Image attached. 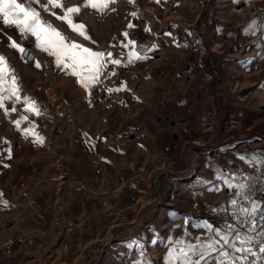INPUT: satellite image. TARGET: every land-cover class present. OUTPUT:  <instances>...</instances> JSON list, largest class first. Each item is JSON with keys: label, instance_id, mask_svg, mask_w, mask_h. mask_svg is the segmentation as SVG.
Returning <instances> with one entry per match:
<instances>
[{"label": "crops", "instance_id": "obj_1", "mask_svg": "<svg viewBox=\"0 0 264 264\" xmlns=\"http://www.w3.org/2000/svg\"><path fill=\"white\" fill-rule=\"evenodd\" d=\"M44 2L40 0V4ZM82 3L83 0H64V7ZM241 3H249V6L238 7ZM34 6L67 40L113 54L114 49H100V45L108 46L112 41L111 35L116 32L112 30V20L119 26L129 13L127 0H118L110 5L115 11L107 10L103 14L82 8L74 20L86 26L90 38L85 40L65 22L44 13L39 5ZM261 8L264 9V0H204L181 37L176 34L178 29L170 30L177 36L170 46V57L161 56L162 49L167 48L165 42L158 44L154 52H159L155 56L159 57L151 64L152 72L146 71L150 58L140 60L137 76L132 73L135 65L125 59L123 70L116 71V67L109 65L101 76L102 82L90 92L77 83L76 77L66 75L56 65L55 57L38 49L34 37L22 40L14 29L4 28L7 35H0V54L14 69L22 88L21 96L35 100L41 115L24 113L23 103L16 104L17 111L7 116L0 110V148L12 149L11 159H7L6 152L0 153V201L28 200L27 193H13L14 186L30 179L24 153L37 152L45 146L57 150L55 113L49 107L55 100L48 96V91L56 93L67 117L72 114L71 104L77 103L81 107L79 118L87 116L90 107L100 109L102 94L108 95L113 105L112 114L122 116L117 127H125L123 116H126L137 135L132 141L135 153L120 156L121 166L116 178L130 185L120 190L125 199L116 202L120 205L116 211L111 210L109 190H93L91 186L83 191L73 189L65 200L58 186L59 178H49L51 184L57 185L51 197L40 193L39 199L47 196L46 201L22 207V217H32L21 229L30 249L45 251L46 240L50 238L54 247L60 241L59 246L64 245V240L71 237H90L91 242L96 230L102 232L112 217L136 220L145 210L143 218H147L139 230L131 238L115 244L109 242L99 264H165L172 241L183 239L195 243L197 236L206 238L205 231L194 224L204 220L214 226L234 222L231 216L212 212L217 207H229L228 202L235 196L226 188L218 192L206 190L212 184H220L215 179L216 169L235 172L241 178L253 177V199L264 202V169L239 159L240 155L264 154V87H260L264 84V55H257L264 52V11ZM53 11L62 14L60 9ZM253 20L259 27L249 34L245 26ZM3 27L0 23V28ZM8 36L27 48L33 59H22L15 49L7 47ZM36 63L41 67L37 68ZM110 70L116 75L109 76ZM117 87L124 90L107 91ZM6 106L11 107V102H6ZM47 107L51 111H44ZM155 113H161L155 121L158 127L149 119ZM21 115H28L29 119L17 129L13 121ZM32 125L37 135L46 137L43 143H37L35 136L22 134L21 129ZM68 127H64V135L70 132ZM67 138L64 149H71L73 141ZM4 140L8 143H2ZM84 177L90 180L89 176ZM74 178L70 173L67 179L73 182ZM201 181L211 183L206 185ZM156 197L163 203L150 212V203ZM241 203L247 206L248 202ZM29 208L31 211L26 214ZM8 216L10 211L4 214L0 211V220H8ZM127 227L122 229L127 230ZM10 230L9 235L15 234V228Z\"/></svg>", "mask_w": 264, "mask_h": 264}, {"label": "rangeland", "instance_id": "obj_2", "mask_svg": "<svg viewBox=\"0 0 264 264\" xmlns=\"http://www.w3.org/2000/svg\"><path fill=\"white\" fill-rule=\"evenodd\" d=\"M203 1L204 0H160L158 3L157 0H135V3H129L127 0L128 15L119 26L113 24L116 20H112L113 23L111 27L112 30L114 29L116 32H113L111 35V43L108 46L100 45V49H114V57H124V59H126L127 50L121 48L120 45L122 42H125L122 33L128 31L131 34L130 38L138 42L137 51L140 52L141 55L146 53L150 58V63H148L146 71L152 72L154 68L151 67V64L156 62L155 58L159 56H155H157L159 52H146L145 49L153 44L158 45L164 41L167 48L165 50L162 49L163 52H161V56H164L165 59L166 57H170V55H172L170 46L174 44L175 39V36H173L170 30L173 28L178 29L176 34L181 37L185 33L188 24L195 19ZM132 12H136L137 16L133 17L131 15ZM130 22L135 25L132 29L127 28ZM146 28L150 29V31H145ZM169 33L170 35H168ZM163 36L166 37L162 38ZM139 45H143V47ZM139 63L140 61L133 63L135 66L132 73H134L135 76L140 74L138 70ZM123 68L124 65L116 67V71L123 70ZM106 71H108V69ZM102 95V99L99 101L100 109L98 108L95 110L94 107H90L87 110V116L79 118L78 112L81 107L78 106L77 103L71 104L72 114L67 117L65 113H63L64 107L57 98L56 93L48 91V96L55 100L49 107H52L55 113V133L58 139L57 150H49V146H45V149H41L40 151L26 152L23 154L29 166L27 170L30 179L26 183H22V185L14 186L13 193H27L29 198L27 201L23 198L22 200L20 199L13 202L0 201V211L3 214L10 211L8 220H0V245L4 240L14 235L25 237V234L21 233V229H23V224L29 218L32 219V217H28V215L22 217L24 212L22 207L25 204H35L38 201L44 202V199L46 201L47 196H44V199H39L40 193L48 195L49 198L51 197V193L57 185L51 184L49 178H59L58 186L62 198L65 200L68 197L69 191L73 189L83 191L87 186H91L93 190L103 188L112 193V211H116L120 206L116 202L124 201L125 195H121L120 190L125 185L130 184L122 182L116 178V176L121 166L120 156H130L135 153L132 141L137 138V135L135 134L134 127L126 120V116H123L125 127H117L119 123L118 119L122 116L112 114L113 105L109 101V96L105 94ZM172 104H169L170 109L173 108ZM46 110H48V112L51 111L48 107L45 108L44 111ZM160 114L161 113H155L150 116V121L157 125L155 122L156 117ZM65 126H69L68 131L70 132H68L67 135L63 134ZM67 136L73 141V148L71 149H64L68 141ZM42 138L45 139L46 137ZM70 173L75 175V180H73V182L67 179ZM84 176H89L90 180L86 181L87 179H85ZM41 177L44 178V180H40L39 178ZM36 195L38 197H36ZM127 203L130 204V201H127ZM162 203L161 200L156 197V199L150 203V212L162 205ZM30 211L31 209L29 208L25 210V213L27 214V212ZM144 212L145 210L141 211L143 214ZM113 214L116 215L117 212ZM138 220L140 219L137 218L134 220V218H132L130 221H123L117 219L116 216L112 217L109 224L102 229V232L96 230L93 241L90 242V237H71L64 240V245L62 246H59L62 241L58 243L57 240L56 243H58V245L54 247V243L50 244L53 242L50 238L46 240V249L43 252L30 249L28 247L30 243L26 239L24 240V244L15 247V252L9 258L3 256L0 249V264H87L85 252L88 249L95 251V261L96 264H99V259L106 249V245L109 242L111 244L118 243L125 238V229L122 228ZM97 223L101 225L102 222ZM12 228H15L16 232L13 235H9L10 229Z\"/></svg>", "mask_w": 264, "mask_h": 264}, {"label": "snow or ice", "instance_id": "obj_3", "mask_svg": "<svg viewBox=\"0 0 264 264\" xmlns=\"http://www.w3.org/2000/svg\"><path fill=\"white\" fill-rule=\"evenodd\" d=\"M117 2L118 0H83L80 5L64 7V0H45L43 4H40V0H0V23L4 26L0 28V35L6 36L4 28H7L18 32L22 40L34 37L38 49L55 57L56 65L65 71L66 75L76 77L77 83L90 92L92 88L102 82L101 76L109 65L114 67L124 65V57L116 58L110 51L93 50L75 41L67 40L59 30L44 19L34 5H39L44 13L65 22L72 32L87 40L90 37L87 35L86 26L75 22L74 17L79 15L82 8H90L101 14L107 10L115 11L116 9L110 8V5ZM128 2L135 3V0H128ZM157 2L159 3L160 0ZM55 9H60L62 14L58 15L53 11ZM131 15L136 17L137 13L132 12ZM134 27L135 25L131 22L127 25L128 29ZM257 27H259L257 21L253 20L245 26V29L249 34H253ZM145 31H150V29L146 28ZM122 36L125 42H122L120 46L127 50L126 62L128 64L149 58L137 51L138 42L130 38L131 34L128 31L123 32ZM7 39V47L15 49L22 59H32L31 52L27 48L17 43L11 36H8ZM139 46L143 47V45ZM157 48L158 45L153 44L145 51H155ZM257 55H264V52ZM35 66L41 67L39 63H36ZM108 75L115 76L116 72L112 70ZM260 87H264V84ZM122 90H124L123 87L107 89L109 93ZM21 91L22 88L14 69L7 58L0 54V110H3L7 116L9 112L17 111L16 104L23 103L22 111L24 113L41 115L36 101L28 96H21ZM6 102H11V107L6 106ZM28 119V115H21L13 121V124L17 129H20L21 123ZM21 131L25 137L35 136L37 143L44 142L43 138L35 133L34 125L21 129ZM2 143L7 144L8 141L4 140ZM5 152L7 159H11V147L0 148V153ZM239 159L257 167V169H264V154L240 155ZM4 167H8V165H4ZM215 171V179L220 184H212L206 190L218 192L222 188H226L229 193L234 192L235 196L228 202L231 208L230 212L229 207H217L212 209V212L224 214L226 217L231 216L234 222H225L220 226H214L204 220L194 224V227L205 231L206 238L197 236L195 243L185 242L183 239L172 241L165 257V264H202V262L203 264H257L258 261L259 264H264V255H262L264 254V202L253 199L255 179L250 176L241 178L237 173L226 170L216 169ZM241 179L244 182H238ZM234 181L237 182L234 183ZM201 183L208 185L211 182L201 181ZM242 201H247V206H244ZM254 249H258V251H254Z\"/></svg>", "mask_w": 264, "mask_h": 264}, {"label": "built area", "instance_id": "obj_4", "mask_svg": "<svg viewBox=\"0 0 264 264\" xmlns=\"http://www.w3.org/2000/svg\"><path fill=\"white\" fill-rule=\"evenodd\" d=\"M144 214H142L140 220L137 222H133V224H129V228L127 227V230H125L126 237L123 239L131 238L133 235L139 230V227L144 223L147 217L143 218ZM24 238L20 236H12L9 237L7 240H4L1 245L0 249L3 254V256L9 258L14 252L15 247L24 244Z\"/></svg>", "mask_w": 264, "mask_h": 264}, {"label": "water", "instance_id": "obj_5", "mask_svg": "<svg viewBox=\"0 0 264 264\" xmlns=\"http://www.w3.org/2000/svg\"><path fill=\"white\" fill-rule=\"evenodd\" d=\"M240 6H249V3H241L238 5V7ZM261 10H264L263 8H261ZM175 40H177V36H175ZM32 59H33V55L31 54ZM31 59V60H32ZM31 60H27V61H31ZM247 71H250L249 68H246ZM174 140H176V136L173 137ZM85 258H86V262H88L87 264H96V255H95V251L92 249H88L85 252Z\"/></svg>", "mask_w": 264, "mask_h": 264}]
</instances>
